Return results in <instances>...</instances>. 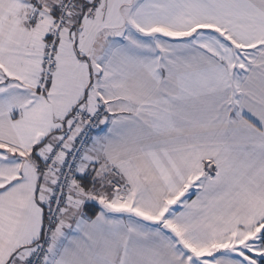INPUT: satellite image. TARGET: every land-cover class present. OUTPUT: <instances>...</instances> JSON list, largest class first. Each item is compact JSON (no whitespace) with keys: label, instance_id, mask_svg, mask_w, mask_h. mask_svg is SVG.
I'll return each mask as SVG.
<instances>
[{"label":"snow or ice","instance_id":"obj_1","mask_svg":"<svg viewBox=\"0 0 264 264\" xmlns=\"http://www.w3.org/2000/svg\"><path fill=\"white\" fill-rule=\"evenodd\" d=\"M0 264H264V0H0Z\"/></svg>","mask_w":264,"mask_h":264}]
</instances>
